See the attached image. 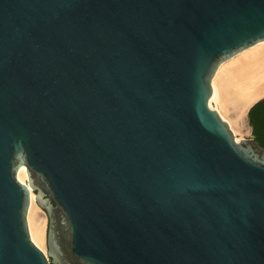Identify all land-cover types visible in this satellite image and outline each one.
<instances>
[{"label": "water", "instance_id": "water-1", "mask_svg": "<svg viewBox=\"0 0 264 264\" xmlns=\"http://www.w3.org/2000/svg\"><path fill=\"white\" fill-rule=\"evenodd\" d=\"M262 40L264 0H0V264H264V146L212 109Z\"/></svg>", "mask_w": 264, "mask_h": 264}, {"label": "bare ground", "instance_id": "bare-ground-1", "mask_svg": "<svg viewBox=\"0 0 264 264\" xmlns=\"http://www.w3.org/2000/svg\"><path fill=\"white\" fill-rule=\"evenodd\" d=\"M215 89L212 109L217 110L229 123L236 139L249 134L250 107L264 97V40L246 48L224 61L214 78ZM21 182L27 183L26 167L18 172ZM48 216L36 200L31 189V203L28 211V226L35 244L47 254Z\"/></svg>", "mask_w": 264, "mask_h": 264}, {"label": "trees", "instance_id": "trees-1", "mask_svg": "<svg viewBox=\"0 0 264 264\" xmlns=\"http://www.w3.org/2000/svg\"><path fill=\"white\" fill-rule=\"evenodd\" d=\"M253 135L264 146V98L259 100L249 112Z\"/></svg>", "mask_w": 264, "mask_h": 264}, {"label": "rangeland", "instance_id": "rangeland-1", "mask_svg": "<svg viewBox=\"0 0 264 264\" xmlns=\"http://www.w3.org/2000/svg\"><path fill=\"white\" fill-rule=\"evenodd\" d=\"M248 114V113H247ZM250 124V123H249ZM254 136L253 135V130H252V127H251V132L249 134H245V135H239V139H243V138H248V137H252ZM48 227V225H47ZM46 246H47V243H46Z\"/></svg>", "mask_w": 264, "mask_h": 264}]
</instances>
